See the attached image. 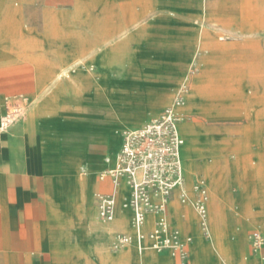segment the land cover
<instances>
[{
    "label": "crops",
    "instance_id": "crops-1",
    "mask_svg": "<svg viewBox=\"0 0 264 264\" xmlns=\"http://www.w3.org/2000/svg\"><path fill=\"white\" fill-rule=\"evenodd\" d=\"M100 1L106 12L118 8L119 12L133 11L127 9L131 5L129 0H120L111 9L109 2L118 0ZM260 1L264 0H219L215 10H207L208 30H204L199 25L202 3L207 9L204 0H132L140 3L136 9L140 22L136 26H126L132 16L129 19L123 14L106 15L102 23L110 25L112 31L97 37L91 15L82 22L81 30L73 31L68 41L70 50L64 53L60 48H50L43 53L45 59L56 61L52 64L54 68L49 69L55 72L51 73L54 77L60 71L57 68L62 65L60 60L95 61L96 70L79 69L61 80L53 77L55 81L39 97L38 105L22 92L4 97L5 106L7 96L23 94L30 99L31 106L22 120L7 131H0V264H65L81 259L93 264H115L107 252L111 227L99 217L96 197L97 193L113 188L111 179H101L100 174L114 167L123 131L144 126L173 102L198 47L215 50V54L202 59L207 62L213 57L222 61V68H216V75L222 77L218 88L228 76L233 100L246 108L248 120L253 122L256 108L264 105V96L248 86L249 76L255 74L256 53L264 52V37L260 34L264 26L259 20L264 9H259ZM230 20L234 23L229 28L232 30L227 29ZM256 30L259 33H250ZM221 32L227 38L219 36L214 42ZM227 40L228 43L222 42ZM194 122L190 119L180 124L185 140L182 158L186 133L194 132L190 127ZM184 169L187 181L185 165ZM191 177L193 188L199 179H204L196 174ZM187 187L185 183L188 192ZM126 192L129 194V188L123 184L116 217L133 216L132 210L122 208ZM179 198L180 190L176 189L171 201L178 199L187 213V203ZM234 210L240 213L239 204ZM185 212L181 217L192 233L183 230V234L197 235L199 224L187 219ZM155 220L156 216L151 215L144 230L150 231ZM173 225L180 231L183 229L176 223ZM231 229L235 232L228 253H221L211 241L218 264L225 259L237 264H264V247L257 254L241 256L242 250L236 247L242 243L239 225L207 231H216L214 236ZM86 235L92 243H83ZM66 236L76 242L67 243ZM167 255L165 258L159 252L158 264H174L173 256L171 261ZM140 260L138 254L137 262L141 263Z\"/></svg>",
    "mask_w": 264,
    "mask_h": 264
},
{
    "label": "rangeland",
    "instance_id": "rangeland-1",
    "mask_svg": "<svg viewBox=\"0 0 264 264\" xmlns=\"http://www.w3.org/2000/svg\"><path fill=\"white\" fill-rule=\"evenodd\" d=\"M119 1L109 2L108 9H111L112 5H118ZM218 1L204 0L207 9L202 3V23L199 22V25H202L204 30H208L205 22L208 11L215 10ZM102 3L103 1L100 0H0V117L5 111L4 97L8 94L26 93L38 105L39 97L46 93L53 80L57 78L52 75L54 71H49L56 61L45 59L43 53L50 48H60L64 53L70 50L68 41L73 31L81 30L82 22L89 20L91 15L97 27V37H103L108 30L112 31L110 25L106 26L103 24L104 21L102 23L106 15L123 14L125 18L132 16L133 20H128V24L126 23L128 28L140 22L136 17L139 2L129 0L131 5L129 4L127 9H133V11L121 12L117 11L120 8L106 12L101 7ZM259 6L260 10L264 9V1H260ZM228 9L231 10V8ZM261 13L263 17L259 20L264 26V10ZM67 25L70 28H62ZM232 25L234 23L230 20L229 27L226 28H232ZM253 32L259 33V30L250 33ZM263 32L264 29H261L260 34L264 37ZM202 35H205V31ZM219 36L227 38L225 33L221 32L217 34V40L214 42L218 41ZM222 42L228 43L229 41ZM211 46L216 48L215 44ZM197 51V56L188 65L174 96L175 98L182 86H187L188 92L190 91L189 114L182 111L184 122L187 123L190 119L195 121L190 126L194 132L186 133L184 165L187 181L185 183L193 199L195 191L191 175L196 174L206 179L209 186L208 214H210L211 229L231 224L239 225L238 230L243 244L236 247L242 250L241 256L248 254L249 257L259 253L264 247L263 245L256 252L250 242L251 234L259 232L263 236L264 244V105L256 108L253 122H249L246 108L240 107L239 102L232 98V85L228 76H225L224 83L221 88H218L217 83L222 81V77L216 75V68H222V61L213 57L207 62L202 59L203 56L215 54V50L198 47ZM59 62H62V65L57 67L60 71L68 70L65 77L79 69L92 72L96 70L95 61L66 59ZM248 86L258 95L264 96V52L257 51L256 53L255 74L249 76ZM219 89H222L221 92ZM201 106L203 107L200 108ZM195 141L196 144L190 145ZM189 146L192 152L196 153V163L194 167L188 169L186 154L190 149ZM226 199L232 200L227 202ZM186 203L189 207L187 213L181 204L182 211L179 216L170 215L169 212V221L173 227L176 223L181 229L183 228L182 236L183 230L192 233V228L182 220L181 216L184 211L187 219L199 224V230L197 235L185 236V238L190 237L192 241L195 240L191 254L189 250L187 262L175 255L174 264H197L202 261L218 264L219 258L212 248L211 241L221 253H228L232 247L235 229L220 231L214 236L216 231L211 232V236L206 235L201 227L202 220L191 200L189 199ZM236 204H239V214L234 210ZM254 219L258 221V224H262L263 230L256 225ZM107 224L115 226L117 224L107 246V252L112 255L115 264H158L159 252L149 249L140 251L135 241L122 249L114 250L113 244L118 234H135L132 217L126 215L116 217L113 222H107ZM82 241L84 244H89L93 240L86 235ZM66 242L75 243L76 241L75 238L66 236ZM167 251H162V256L166 258L169 254L172 261V255ZM68 254L73 255L74 253L69 252ZM138 254L141 256V263L137 262ZM65 264L93 263L81 259L76 263ZM221 264L237 263L225 259L221 261Z\"/></svg>",
    "mask_w": 264,
    "mask_h": 264
},
{
    "label": "built area",
    "instance_id": "built-area-1",
    "mask_svg": "<svg viewBox=\"0 0 264 264\" xmlns=\"http://www.w3.org/2000/svg\"><path fill=\"white\" fill-rule=\"evenodd\" d=\"M188 88L182 86L172 105L152 118L144 126L123 131V141L117 153L115 165L100 174L101 179L110 178L112 190L97 193L99 217L107 222L115 219L119 191L123 184L129 188L130 208L133 211V226L137 232L140 250H172L184 262L189 257L191 238H183L180 229L169 221V203L176 189L180 199L188 202L189 194L185 188V169L182 148L185 140L180 124L184 121L182 107L186 102ZM31 106L30 99L23 94L5 98V113L0 119V131H7L13 124L22 120ZM196 197L194 208L202 220L204 233L208 235L207 219L209 191L204 179L194 185ZM148 214L156 216L150 231H145ZM133 241L130 233L118 234L113 246L119 250ZM250 242L258 252L263 246V236L252 233Z\"/></svg>",
    "mask_w": 264,
    "mask_h": 264
},
{
    "label": "bare ground",
    "instance_id": "bare-ground-1",
    "mask_svg": "<svg viewBox=\"0 0 264 264\" xmlns=\"http://www.w3.org/2000/svg\"><path fill=\"white\" fill-rule=\"evenodd\" d=\"M68 74V70H61V71H59L58 73H57V78H59L60 80L62 79V78H64L66 75ZM190 92V91H189ZM189 92H188V94L186 95V102H185V104H184V106L181 108L182 109V111L184 112V113H186V107H187V105H188V100H189ZM194 144H196V141H195V143L193 142V143H190V145H194ZM190 147V146H189ZM188 147V148H189ZM183 153V152H182ZM182 157H183V155H182ZM186 158H187V165H188V169H189V167L191 168V167H194V164L196 163L195 162V159H196V153H194V151L192 152V150H191V147H190V149H188V152H187V154H186ZM183 160H184V158H183ZM205 180V179H204ZM205 182L207 183V181L205 180ZM124 193V192H123ZM127 193V192H126ZM122 194V193H121ZM188 194H189V196H190V193H189V191H188ZM128 196H129V194L127 193V194H125V196H124V200H123V202H122V208L124 209V210H127V211H129L130 212V210H132L131 208H130V205H129V199H126V198H128ZM191 198V197H190ZM180 199V198H179ZM191 200V203L193 204L194 203V199H190ZM181 201V200H180ZM190 203V204H191ZM181 211H182V205H181V203L178 201V199H176V200H174V201H171V203H170V215L172 214V215H174V216H179V214L181 213ZM133 212V211H132ZM151 215H153V214H148V216H147V221H146V226H147V223H148V219H149V217L151 216ZM133 217H134V214H133V216H132V227H133V229H134V231H135V234L134 235H132L133 236V241H135V243H136V245H137V247H138V249L140 250V247H139V244H138V240H137V232H136V229L134 228V226H133ZM115 220V219H114ZM114 220H112V222L114 221ZM205 224H206V226H207V228L209 229V230H211V225H210V214H208V218L205 220V221H203ZM111 223V222H110ZM262 230H263V226H262V224H257ZM110 227H111V233L117 228V224H116V226L115 225H113V224H110L109 225ZM201 227H202V224H201ZM185 236H187V235H184L183 234V238H185ZM208 236H211V232H209L208 233ZM190 238V237H189ZM132 241V242H133ZM194 244V240L193 241H191L190 242V248H189V250H191V247H192V245ZM264 245V244H263ZM149 250H154V251H156V252H162V251H159V250H156V249H152V248H150ZM140 251H142V250H140ZM167 252H169L173 257H175V255H174V253H173V251L172 250H168ZM190 253H191V251H190Z\"/></svg>",
    "mask_w": 264,
    "mask_h": 264
}]
</instances>
